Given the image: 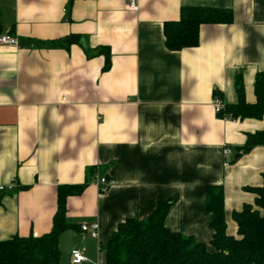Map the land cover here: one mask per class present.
I'll use <instances>...</instances> for the list:
<instances>
[{
    "label": "crops",
    "instance_id": "obj_1",
    "mask_svg": "<svg viewBox=\"0 0 264 264\" xmlns=\"http://www.w3.org/2000/svg\"><path fill=\"white\" fill-rule=\"evenodd\" d=\"M136 4L132 12L128 0H0V35L18 42L0 45V186L13 187L0 191V241L47 234L58 190L80 186L65 199L58 264H71L73 252L82 264H105L101 248L118 224L146 219L172 198L165 226L209 246L207 186H222L226 232L236 235L232 214L253 203L246 189L264 175V146L240 149L264 118L222 120L212 102L216 94L237 103V75L254 102L264 0ZM184 7L230 10L233 21L204 25L197 47L171 52L163 25ZM70 36L79 42L50 46ZM99 48L109 51L107 71L104 56L87 57ZM92 224L96 239L81 230Z\"/></svg>",
    "mask_w": 264,
    "mask_h": 264
},
{
    "label": "trees",
    "instance_id": "obj_2",
    "mask_svg": "<svg viewBox=\"0 0 264 264\" xmlns=\"http://www.w3.org/2000/svg\"><path fill=\"white\" fill-rule=\"evenodd\" d=\"M70 3L73 0H69ZM230 10L207 7H184L177 21L163 25L165 46L168 51L178 52L195 48L199 44V30L204 25L231 24ZM77 36H70L52 43V47H64L78 43ZM102 55L103 71L110 67L109 51L99 48L87 57ZM237 103L225 105L221 115L239 119L261 120L264 118V70L257 72L253 84L254 102L246 103L241 76L234 81ZM218 95L215 94L214 97ZM257 146H264V129L247 134L241 153ZM83 186L58 190L57 208L50 231L40 237L14 236L0 241V264H58V239L69 227L66 224L65 199L77 196ZM247 191L254 195L252 204L232 214L236 235L226 232L224 218V191L222 186L205 189L204 214L209 218L212 232L209 246L172 232L165 226V218L176 198L159 202L155 211L146 219L128 218L118 224L101 250L105 264H264V175L262 185Z\"/></svg>",
    "mask_w": 264,
    "mask_h": 264
},
{
    "label": "built area",
    "instance_id": "obj_3",
    "mask_svg": "<svg viewBox=\"0 0 264 264\" xmlns=\"http://www.w3.org/2000/svg\"><path fill=\"white\" fill-rule=\"evenodd\" d=\"M127 9L129 11L136 12L138 10L136 0H128ZM17 44H18L17 38L15 36L8 34V33L0 35V45L1 46L17 47ZM212 106H213L214 113L216 114V116L221 115L224 108H225V104L219 96H216L213 98ZM221 119L222 120H228L229 116L228 115H222ZM232 122H235V121H232ZM229 154H230V152L228 150L224 151L225 157H228ZM94 179H95L94 180L95 185L98 188V191L100 193H104L108 190L107 185H106V181L104 178H100V177L95 176ZM12 189H13L12 185L0 186V191H4V190L11 191ZM81 230H82V232L88 233L92 239L97 238V230H98L97 224H92L90 226L84 225L81 227ZM86 261L87 260H86L85 256L81 252H73L71 254V264H82Z\"/></svg>",
    "mask_w": 264,
    "mask_h": 264
}]
</instances>
